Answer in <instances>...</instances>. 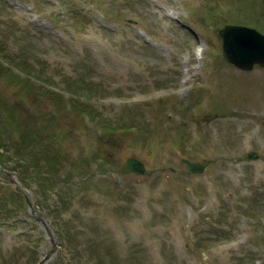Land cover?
Wrapping results in <instances>:
<instances>
[{
	"label": "rangeland",
	"instance_id": "1",
	"mask_svg": "<svg viewBox=\"0 0 264 264\" xmlns=\"http://www.w3.org/2000/svg\"><path fill=\"white\" fill-rule=\"evenodd\" d=\"M228 23L264 0H0V264H264V67Z\"/></svg>",
	"mask_w": 264,
	"mask_h": 264
},
{
	"label": "water",
	"instance_id": "2",
	"mask_svg": "<svg viewBox=\"0 0 264 264\" xmlns=\"http://www.w3.org/2000/svg\"><path fill=\"white\" fill-rule=\"evenodd\" d=\"M221 36L222 54L227 61L241 69H251L254 63L264 65V35L255 28L226 24L218 30ZM193 171H200L198 162L185 160ZM128 166L137 174L143 173V164L135 158H128Z\"/></svg>",
	"mask_w": 264,
	"mask_h": 264
},
{
	"label": "bare ground",
	"instance_id": "3",
	"mask_svg": "<svg viewBox=\"0 0 264 264\" xmlns=\"http://www.w3.org/2000/svg\"><path fill=\"white\" fill-rule=\"evenodd\" d=\"M201 49H202V48H198V49H196V53H197L198 55H200V53H201Z\"/></svg>",
	"mask_w": 264,
	"mask_h": 264
}]
</instances>
